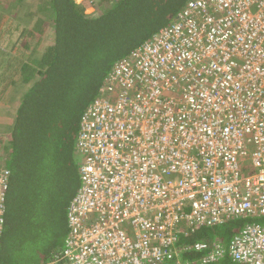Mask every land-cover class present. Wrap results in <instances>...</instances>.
I'll use <instances>...</instances> for the list:
<instances>
[{
  "label": "built area",
  "instance_id": "2783aa9c",
  "mask_svg": "<svg viewBox=\"0 0 264 264\" xmlns=\"http://www.w3.org/2000/svg\"><path fill=\"white\" fill-rule=\"evenodd\" d=\"M77 152L68 234L48 264H169L181 225L232 217L249 220L227 245L185 250L264 264V0H189L114 63ZM7 179L0 167V236Z\"/></svg>",
  "mask_w": 264,
  "mask_h": 264
},
{
  "label": "trees",
  "instance_id": "16d2710c",
  "mask_svg": "<svg viewBox=\"0 0 264 264\" xmlns=\"http://www.w3.org/2000/svg\"><path fill=\"white\" fill-rule=\"evenodd\" d=\"M188 1L0 3V27L12 24L16 32L11 44L2 43L6 49H0L12 56L7 63L11 77L3 74L0 79L16 89L9 98L2 95L10 109L0 107L7 114L6 122H0V167L8 170L0 264H48L62 247L68 234L67 208L80 183L77 137L82 112L114 63L170 24ZM248 220L181 225L176 241L180 251L169 264H239L228 254L203 263L202 251L185 248L196 242L227 245Z\"/></svg>",
  "mask_w": 264,
  "mask_h": 264
},
{
  "label": "crops",
  "instance_id": "0c3cea01",
  "mask_svg": "<svg viewBox=\"0 0 264 264\" xmlns=\"http://www.w3.org/2000/svg\"><path fill=\"white\" fill-rule=\"evenodd\" d=\"M0 3H3L2 2V0H0ZM3 4H5V3H3ZM10 14V13H9ZM4 27V28H3ZM8 27H10L11 28V30H13V25L11 24L10 26H8ZM1 29H2V32L3 31H6L7 30V26H5V25H3V26H1L0 27ZM12 40H13V38L12 37H8V34H6V35H4L3 37H1L0 36V43L2 44H11V42H12ZM3 44H2V49H6L5 47H3ZM2 56H3V54L1 53V51H0V59L2 58ZM3 71V70H2ZM4 74V72H2L1 73V75H0V77H2V75ZM15 78V77H14ZM4 79V78H3ZM3 79H0V91L2 90H4L3 92H2V95L5 93V92H16V89L11 85V84H7V85H5L6 83H7V81L5 82V80H3ZM10 82V81H9ZM13 88H14V90H13ZM7 98H9V96L7 95ZM1 101H0V107H6V108H8V109H10V107H11V105H9L6 101V99L4 100V98L2 97L1 99H0ZM15 106H17V105H15ZM1 115H2V117H1ZM5 115H7L6 113H4V112H0V122L1 123H5L6 122V120H7V118L5 117ZM1 129V128H0Z\"/></svg>",
  "mask_w": 264,
  "mask_h": 264
},
{
  "label": "rangeland",
  "instance_id": "374dc122",
  "mask_svg": "<svg viewBox=\"0 0 264 264\" xmlns=\"http://www.w3.org/2000/svg\"><path fill=\"white\" fill-rule=\"evenodd\" d=\"M7 0H2V2H6ZM36 1V0H34ZM77 1H81V0H77ZM36 3V2H34ZM87 12H91V8L89 7L88 9H86ZM12 15V13L10 14V16ZM10 26V25H9ZM8 34V37H14V35L16 34L15 31H12L10 27H8V29L6 31H3L0 33L1 37H3L4 35ZM44 39L47 41L48 40V31L45 33V36H44ZM4 46V45H3ZM2 47V44L0 43V49ZM4 50V49H2ZM8 55H3L2 58L0 59V75L2 72H4V74L7 75V80L11 77L10 73L8 72V66H7V63L11 62V59H12V56L10 57H7ZM9 59V61L7 60ZM3 70V71H2ZM11 94V92H5L4 93V97H7V95L9 96ZM11 97V96H10ZM0 98H2V94H0ZM1 101V100H0ZM11 105V104H9ZM14 107V104L12 106V108Z\"/></svg>",
  "mask_w": 264,
  "mask_h": 264
}]
</instances>
